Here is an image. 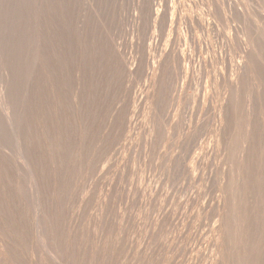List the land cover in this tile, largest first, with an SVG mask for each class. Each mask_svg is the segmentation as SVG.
<instances>
[{
  "label": "rangeland",
  "instance_id": "rangeland-1",
  "mask_svg": "<svg viewBox=\"0 0 264 264\" xmlns=\"http://www.w3.org/2000/svg\"><path fill=\"white\" fill-rule=\"evenodd\" d=\"M263 18L0 0V264H264Z\"/></svg>",
  "mask_w": 264,
  "mask_h": 264
},
{
  "label": "bare ground",
  "instance_id": "bare-ground-1",
  "mask_svg": "<svg viewBox=\"0 0 264 264\" xmlns=\"http://www.w3.org/2000/svg\"><path fill=\"white\" fill-rule=\"evenodd\" d=\"M263 19H264V18H263ZM1 67H2V66H1ZM240 68H241V67H240ZM1 77H2V76H1ZM1 80H2V79H1ZM1 80H0V81H1ZM2 83H3V82H1V84H2ZM0 91H1V90H0ZM17 96H18V95H17ZM17 96H16V97H17ZM13 100H14V101H13L11 107H10V108H12V111H11L12 113H11V115H10V120H9V121H11V124H12V126H13V127H12L13 130L16 131V130H17V124H18V115H19V114H17V113H18L19 111H17L18 108L16 109V104H15V103H17V102H16V100H15V97L13 98ZM14 102H15V103H14ZM1 103H2V102H1ZM0 119H1V117H0ZM19 132H20V131H19ZM19 134H20V133H19ZM5 140H6V139H5ZM18 140H19V139H18ZM4 142H5V141H4ZM0 143H1V141H0ZM12 143H14V142H12ZM12 143H10V144H12ZM0 145H1V144H0ZM14 146H17V145H14ZM1 147H2V146H1ZM17 151H18V150H17ZM13 152H14V151H13ZM17 153H18V152H17ZM8 154H9V153H8ZM11 154H12V153H11ZM11 154H9L10 157L14 155V154H13V155H11ZM14 156H15V155H14ZM16 157H18V156L16 155ZM11 158H12V157H11ZM1 164H2V163H1ZM10 165H11V164H10ZM14 166H15V164H14L12 167L14 168ZM17 167H18V166H17ZM2 168L4 169V167H2ZM6 168H7V167H6ZM0 169H1V168H0ZM9 169H10V168H9ZM16 169H17V168H16ZM20 169H21V168H20ZM5 170H6V169H5ZM7 170H8V168H7ZM7 170H6V171H7ZM11 170H12V169H11ZM11 170H10V171H11ZM17 170H18V169H17ZM21 170H22V169H21ZM25 170H26V169H25ZM13 171H15V170H13ZM13 171H12L11 174H13V175L16 174V172L13 173ZM20 172H21V171H20ZM0 173H2V171H1ZM5 173H6V172H5ZM2 174H4V173H2ZM18 174H19V173H18ZM22 174H23V173H22ZM26 175H27V174H26ZM0 176H1V175H0ZM5 176H6V175H5ZM11 176H12V175H11ZM15 176H16V178H17V175H15ZM19 177H20V176H19ZM6 178H7V177H6ZM6 178H4V179H6ZM26 178H27V177H26ZM2 180H3V179H2ZM2 180H1V181H2ZM29 180H31V179L29 178ZM35 180H36V179H34V181H35ZM5 181H6V180H5ZM34 181H33V182H34ZM3 182H4V181H3ZM9 182H12V181H9ZM13 182H14V181H13ZM13 182H12V185L14 184V187H16V190H17V188H18V187H17V184H16V183H13ZM23 182H24V181H23ZM26 182H28V181H26ZM36 182H37V181H36ZM36 182H35V183H36ZM20 183H21V182H20ZM35 183H34V184H35ZM3 184L6 185V183H3ZM18 184H19V183H18ZM39 184H40V183H39ZM39 184H38V185H39ZM15 185H16V186H15ZM40 185H41V184H40ZM41 187H42V186H41ZM43 187H44V186H43ZM11 188H13V187H11ZM34 188H36V187H34ZM37 188H39V186H38ZM37 188H36V189H37ZM25 189H26V188H25ZM3 190L6 191L7 189H4V188H3ZM18 190H19V189H18ZM38 190H39V189H38ZM40 190H41V189H40ZM40 190H39V191H40ZM5 191H3V192H5ZM24 191H25V190H23L22 192H24ZM31 191H32V189H31ZM36 191H37V190H36ZM43 191H44V190H43ZM1 192H2V191H1ZM6 192H7V191H6ZM28 192H29V191H28ZM28 192H27V189H26V193H28ZM40 192H42V190H41ZM37 193L40 194L38 191H37ZM37 193H36V194H37ZM46 193H47V192H45L44 194H46ZM23 194H25V192H24ZM42 194H43V193H42ZM9 196H10V195H9ZM27 196H28V194H27ZM17 197H18V196H17ZM11 198H13V197H11ZM30 198H31V195H30ZM32 198H33V197H32ZM37 199H38V198H37ZM2 200H3V199H0L1 203H3ZM12 200H13V199H12ZM12 200H9V201L12 202ZM14 200H15V199H14ZM14 200H13V201H14ZM19 200H20V199H19ZM19 200H15V201H19ZM27 200H28V198H27ZM38 200H39V199H38ZM3 201H4V200H3ZM30 201H31V199H30ZM32 201H33V200H32ZM28 202H29V201H28ZM33 202H35V201H33ZM1 203H0V204H1ZM17 203H19V202H17ZM20 203H22V202H20ZM20 203H19V205H20ZM26 203H27V202H26ZM11 204L13 205V203H10V205H11ZM27 204H28V203H27ZM45 204H47V203H45ZM1 205H3V204H1ZM10 205H8V206H10ZM17 205H18V204H17ZM21 205H22V204H21ZM32 205H35V204L32 203ZM3 206H4V205H3ZM3 206H2V207H3ZM5 207H6V206H5ZM5 207H4V208H5ZM12 207H13V206H11V208H12ZM23 207H24V206H23ZM29 207H30V205H29ZM13 208H14V207H13ZM17 208H18V207H17ZM20 208H21V206H19L18 209H19V210H22V209H20ZM5 209H6V208H5ZM5 209H2V210H5ZM43 209H44V208H43ZM46 209H47V208H46ZM46 209H45V210H46ZM2 210L0 209V211H2ZM36 210H37V209H36ZM47 210H48V209H47ZM9 211H10V210H9ZM13 211H14V210H13ZM10 212H11V211H10ZM31 212H32V211H31ZM5 213H7V210H5ZM5 213H4V212H3V213L1 212L0 214H1V215L3 214V216H7V215H4ZM43 213L45 214L44 211H43ZM10 214H11V213H10ZM10 214H9V215H10ZM33 214H34V212H33ZM1 215H0V216H1ZM13 215H14V213H13ZM35 215H36V214H35ZM10 216H11V215H10ZM25 216H26V214H25ZM32 217H33V216H32ZM37 217H38V215H37ZM7 218H8V216H7ZM12 218H14V217L12 216ZM12 218H11V219H12ZM41 219H42V218H41ZM41 219H40V220H41ZM1 220H2V218H1ZM1 220H0V221H1ZM9 220H10V219H9ZM29 220L31 221L32 219H29ZM40 220H39V221H40ZM12 221H13V220H12ZM19 221H20V220H19ZM43 221H44V220H43ZM4 222L6 223V221H4ZM34 222H35V221H34ZM47 222H48V221H47ZM7 223H8V222H7ZM14 223L16 224V222H14ZM17 223H18V222H17ZM21 223H22V221L20 222V224H21ZM24 223H25V222H24ZM24 223H23V225H21L22 227H26V225H25ZM29 223H31V222H29ZM1 224H2V223H1ZM3 224H4V223H3ZM8 224H9V223H8ZM8 224H7V225H8ZM20 224H19V227H21ZM46 224H47V223H46ZM4 225H5V224H4ZM10 225H11V224H10ZM10 225H8V226H10ZM31 225H32V224H31ZM38 225H39V224H38ZM2 226H3V225H2ZM8 226H5V227H8ZM11 226H14V225H11ZM11 226H10V227H11ZM17 226H18V225H17ZM32 226L35 227L36 225L34 226V224H33ZM32 226H31V228H32ZM28 227H30V225H29ZM36 227H38V226H36ZM3 228H4V227H3ZM3 228H1V229H2L1 231H6V230H3ZM8 228H9V227H8ZM11 228H12V233H14L15 229H16V230H19V229H20V228L18 229V227H17V228L14 227V229H13V227H11ZM26 228H27V227H26ZM26 228H25V229H26ZM42 228H43V226H42ZM9 229H10V228H9ZM29 229H30V228H29ZM29 229H28V230H29ZM36 229H37V228H36ZM20 230H21V229H20ZM28 230H26L25 232H27ZM30 230L33 231L32 229H30ZM41 230H42V229H41ZM7 231H9V230H7ZM21 231H23V229H22ZM21 231H20V233H21ZM34 231H35V230H34ZM38 231L40 232V230H37L36 232H38ZM44 231H45V230H44ZM9 232H10V231H9ZM28 232H30V231H28ZM28 232H27V235H29V238H27V239H31L30 242H32V241H33L32 238H34V237L31 236V234H28ZM33 233H35V232H33ZM33 233H32V234H33ZM47 233H48V231H47ZM2 234H4V232H2ZM9 234H10V233H9ZM23 234L25 235L24 231H23ZM23 234H22V235H23ZM35 234H36V233H35ZM5 235H6V234H5ZM19 235L22 237L21 234H19ZM24 235H23V236H24ZM0 236H1V235H0ZM2 236H3V235H2ZM6 236H7V235H6ZM11 236H13V238H15V237L18 238V236L16 235V233H15L14 235H11ZM30 236H31L32 238H30ZM9 237H10V236H7L8 239H10ZM25 237H26V235H25ZM36 237H37V236H36ZM0 238H1V237H0ZM11 238H12V237H11ZM23 238H24V237H23ZM23 238H22V239H23ZM1 239L3 240V238H1ZM34 239H35V238H34ZM2 240H1V241H2ZM4 240H7V239H4ZM14 240H15V239H14ZM20 240H21V238H20ZM24 240H25V239H24ZM11 241H13V239H12V240L10 239V241L8 240L6 243L11 242ZM16 241L18 242L19 240H16ZM22 241H23V240H22ZM2 242H3V241H2ZM45 243H46V242H45ZM8 244H9V243H8ZM25 244H26V243L21 242V245H22L23 247H25ZM32 244H33V242H32ZM12 245H13V247H14L15 243L12 244ZM21 245H20V247H21ZM46 245H47V244H46ZM50 245H51V244H50ZM15 246H16L15 248H18V250H19V246H17V245H15ZM48 246H49V245H48ZM28 247H30V246H28ZM21 248H22V247H21ZM30 248H31V247H30ZM46 248H47V247H46ZM22 249H24V248H22ZM22 249H20V250L22 251ZM26 249H27V246H26ZM26 249H25V250H26ZM47 249H48V248H47ZM47 249H46V251H45V250H44V251H45V252L49 251V250H47ZM2 250H4V248H2ZM18 250H17V251H18ZM27 250H28V249H27ZM31 250H32V249H31ZM31 250L29 251V253H33ZM7 251H8V250H7ZM7 251H6V252H7ZM41 251L43 252V250H41ZM1 252H3V251H1ZM4 252H5V251H4ZM7 253H8V252H7ZM29 253H28V254H29ZM50 253H51V252H49V253L47 252V254H50ZM2 254H3V253H2ZM18 254H19V253H18ZM28 254H27V255H28ZM43 254H44V253H43ZM43 254H42V255H43ZM10 255H12V254H10ZM31 255H32V254H31ZM20 256H21V254H20ZM22 256H23V255H22ZM24 256H25V258L28 257V256L26 257L25 254H24ZM43 256H44V255H43ZM43 256H42V257H43ZM3 257H4V256H3ZM30 257H31V256H30ZM49 257H51V255H50ZM4 258H5V257H4ZM15 258H17V257H15ZM17 259H20V258H17ZM21 259H22V258H21ZM39 259H40V258H39ZM22 260H23V261H26V260H24V259H22ZM40 260H41V259H40ZM10 261H11V263H13L12 260H10ZM4 262H5V260H4ZM6 262H7V260H6ZM26 262H27V261H26ZM40 262H41V261H40ZM11 263H10V264H11ZM43 263L47 264L46 261H44ZM6 264H8V263H6ZM17 264H18V263H17ZM25 264H26V263H25ZM48 264H50V263H48Z\"/></svg>",
  "mask_w": 264,
  "mask_h": 264
}]
</instances>
